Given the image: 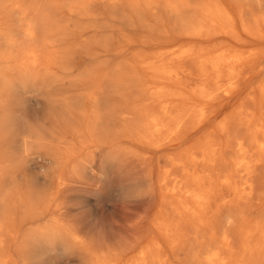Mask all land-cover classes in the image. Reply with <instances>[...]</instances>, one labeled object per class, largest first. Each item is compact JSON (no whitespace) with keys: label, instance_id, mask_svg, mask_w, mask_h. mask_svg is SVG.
<instances>
[{"label":"bare ground","instance_id":"obj_1","mask_svg":"<svg viewBox=\"0 0 264 264\" xmlns=\"http://www.w3.org/2000/svg\"><path fill=\"white\" fill-rule=\"evenodd\" d=\"M0 264H264V0H0Z\"/></svg>","mask_w":264,"mask_h":264},{"label":"rangeland","instance_id":"obj_2","mask_svg":"<svg viewBox=\"0 0 264 264\" xmlns=\"http://www.w3.org/2000/svg\"><path fill=\"white\" fill-rule=\"evenodd\" d=\"M160 48L161 46H154V48L152 47H150L149 48V54H154V53H156L157 51L155 50L156 48ZM138 82L137 81H133L132 82V84H137ZM34 102V101H33ZM156 105V103L153 101V99L152 98H150L149 99V107H152V106H155ZM24 108H26V106H23V107H21L20 109H24ZM82 110V112H83V108L81 109ZM151 150H152V147H150L149 146V152H151ZM161 164H163V162L161 163Z\"/></svg>","mask_w":264,"mask_h":264}]
</instances>
